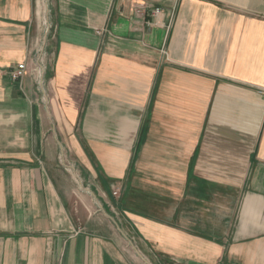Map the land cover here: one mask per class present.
<instances>
[{"label":"crops","instance_id":"crops-1","mask_svg":"<svg viewBox=\"0 0 264 264\" xmlns=\"http://www.w3.org/2000/svg\"><path fill=\"white\" fill-rule=\"evenodd\" d=\"M42 1L0 0V264H264V0Z\"/></svg>","mask_w":264,"mask_h":264},{"label":"rangeland","instance_id":"rangeland-1","mask_svg":"<svg viewBox=\"0 0 264 264\" xmlns=\"http://www.w3.org/2000/svg\"><path fill=\"white\" fill-rule=\"evenodd\" d=\"M51 0H43L42 1V4L44 5V19H45V17H46V15L45 14H47L48 13V10H49V8H48V5H49V2H50ZM45 23V25H43V33L45 34L44 36L45 37H47V35L48 36H50V32H51V28H49L47 25V22L46 21H44ZM41 43H43V44H41L42 46H45V44L47 43V40L46 39H42V42ZM43 52H45L44 51V49L42 50V53H41V59L39 58L38 59V63H40L42 66H44V68H46V69H49V65H50V61H51V58H52V56L51 55H46L45 53L43 54ZM50 58V59H49ZM50 60V61H49ZM44 76V75H43ZM43 80H44V77H43ZM44 85V84H43ZM76 187H77V189H76V193H75V196L76 197H79L78 199H79V202H80V204H77L76 203V209H78V210H80V211H83V210H85V208H84V206L82 205V203H81V201H82V198L84 197V196H86V197H89L90 198V195H92L93 194V191H90L91 189L89 188H87V187H85L86 188V190H84V189H81V186L79 187V186H77V184H76ZM91 199V198H90ZM96 202H98V201H96ZM90 206L92 207V211L94 210V211H98L97 210V208H99L98 207V205H97V207H96V205H94L93 203H91L90 204ZM91 211V210H90ZM101 211H102V209H101ZM107 217L108 218H110V216L109 215H107ZM100 222L102 221V222H107V219H106V217L105 216H101V219L99 220ZM101 222V223H102ZM132 244V247H133V254H134V252H135V250H137V248L134 246L135 245V243H131ZM135 249V250H134ZM138 251V250H137ZM137 259L139 260V262L140 263H143V264H149L148 262H147V259H146V257L144 256V255H142V253H140V251H138V254H137Z\"/></svg>","mask_w":264,"mask_h":264},{"label":"built area","instance_id":"built-area-1","mask_svg":"<svg viewBox=\"0 0 264 264\" xmlns=\"http://www.w3.org/2000/svg\"><path fill=\"white\" fill-rule=\"evenodd\" d=\"M141 9L140 6L136 7V12H139ZM161 11V9L159 7H154L152 9V14L154 16H157L158 13ZM39 58L41 59V55L39 56ZM37 74H38V79L40 81H42V76H43V70H44V66H42L40 63L37 64ZM36 69V68H35ZM27 71V66L25 62H21L18 63L11 71H10V75L13 79L18 80L19 83L21 84V80L24 77L25 73ZM113 194H116V191H113Z\"/></svg>","mask_w":264,"mask_h":264},{"label":"trees","instance_id":"trees-1","mask_svg":"<svg viewBox=\"0 0 264 264\" xmlns=\"http://www.w3.org/2000/svg\"><path fill=\"white\" fill-rule=\"evenodd\" d=\"M47 75V74H46Z\"/></svg>","mask_w":264,"mask_h":264}]
</instances>
